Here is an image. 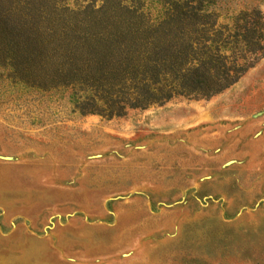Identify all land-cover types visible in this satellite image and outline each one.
Instances as JSON below:
<instances>
[{"label":"rangeland","instance_id":"1","mask_svg":"<svg viewBox=\"0 0 264 264\" xmlns=\"http://www.w3.org/2000/svg\"><path fill=\"white\" fill-rule=\"evenodd\" d=\"M6 7L19 1L2 0ZM70 24L162 0H31ZM264 0H213L220 24ZM1 53V52H0ZM0 57V264H264V55L208 99L112 118Z\"/></svg>","mask_w":264,"mask_h":264},{"label":"trees","instance_id":"2","mask_svg":"<svg viewBox=\"0 0 264 264\" xmlns=\"http://www.w3.org/2000/svg\"><path fill=\"white\" fill-rule=\"evenodd\" d=\"M154 21L140 7L71 25L50 2L0 0V57L17 78L69 88L83 114L124 116L175 97L208 99L237 83L264 55V13L220 24L213 0H162Z\"/></svg>","mask_w":264,"mask_h":264}]
</instances>
